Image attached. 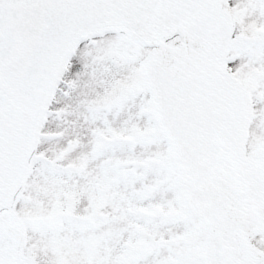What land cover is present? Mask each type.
Here are the masks:
<instances>
[{
    "label": "snow or ice",
    "instance_id": "snow-or-ice-1",
    "mask_svg": "<svg viewBox=\"0 0 264 264\" xmlns=\"http://www.w3.org/2000/svg\"><path fill=\"white\" fill-rule=\"evenodd\" d=\"M0 264H264V0H0Z\"/></svg>",
    "mask_w": 264,
    "mask_h": 264
}]
</instances>
